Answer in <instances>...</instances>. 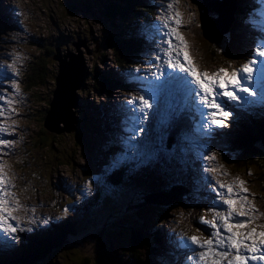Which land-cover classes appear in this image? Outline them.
Returning <instances> with one entry per match:
<instances>
[{"label": "snow or ice", "instance_id": "6c2138e0", "mask_svg": "<svg viewBox=\"0 0 264 264\" xmlns=\"http://www.w3.org/2000/svg\"><path fill=\"white\" fill-rule=\"evenodd\" d=\"M255 2L264 4V0ZM177 3L179 0H167L166 11L156 17L151 32L143 37L147 41L155 40L151 56L146 61L150 66L147 74L141 76L139 66L129 70V75L141 84L138 85L139 94L131 96L124 106V131L129 133L123 138L126 149L135 150L137 145L148 141L146 121L179 123L185 114L196 125L198 135L185 133L184 138L192 147L202 146L207 140L201 141L200 137L211 138L218 129L229 127L233 109L246 110V105L256 102L249 100V97L257 95L251 87L254 82L262 86L259 103L264 106V37L259 38L250 58L238 69L228 71L219 68L214 72H201L193 63L185 38L178 30L186 27L187 22L174 8ZM188 15L191 17L192 13ZM249 22L250 19L245 21ZM153 64L155 71L151 70ZM7 68L11 70L12 77L17 75L13 64H8ZM16 90L15 79H12L10 88L6 84L0 88V116L4 115L5 105L9 112L13 111L11 105L14 101L8 93L16 94ZM0 133L10 135L9 127L2 121ZM11 143V139H0V146L6 147ZM125 158H132L127 150L122 156H117V162ZM199 159L202 161L199 171L205 177L217 171L216 167L209 166V162L215 161V153L210 146ZM4 169V163L0 162V241L11 246L21 238L18 233L34 231L31 225L36 221L28 220L29 227L21 226V217L14 214L21 206L11 191L12 185ZM204 183L211 194V205L204 210L210 212L212 218L201 216L199 223L206 226L209 233L206 236L178 234L176 247L186 253L183 264H192L193 261L196 264H264V224L256 223L260 214L248 199V189L243 187L245 181L237 180L239 192L233 184L209 182L207 179ZM82 192L90 194V185H86Z\"/></svg>", "mask_w": 264, "mask_h": 264}, {"label": "rangeland", "instance_id": "374dc122", "mask_svg": "<svg viewBox=\"0 0 264 264\" xmlns=\"http://www.w3.org/2000/svg\"><path fill=\"white\" fill-rule=\"evenodd\" d=\"M37 1L45 4L46 9H48L49 6H52L53 9L55 10V12L58 14V16H60L62 19L66 20L68 22H73L76 26L84 27L85 29H87L89 31H94L95 28H98L96 30V32L98 33L99 39H100V33L99 32H101L102 38H104V36L107 34V32L110 35V31L108 30L111 28L110 21H113V27L112 28L116 27V24L121 23V20L119 18H117L116 21L115 20H109V18H106L101 14V12H100V8H102V6H100L101 2L102 1H108L109 2V0H86V1L84 0L83 2H79V1L74 2L73 5L75 7V10L72 12V15H69L67 10L64 8L62 0H37ZM113 1L115 2L116 5L120 4V0H113ZM87 2H89V5L87 4ZM152 2H153V5L155 7H157V5L155 3L156 0H152ZM185 2H186V6L190 8V4L192 3V0H185ZM203 2H205V0H202V3ZM224 2L225 1L222 0L220 4H223ZM0 3H1V5H3V9L5 10V13L9 17V19L13 21V16H11V15H14L13 8L10 5H8L5 0H0ZM193 8H194V10H197L196 5ZM254 8L255 7H253V9ZM205 9H206V7H205ZM101 11L103 12L102 9H101ZM69 16H71V17H69ZM60 23H62V22L60 21ZM44 28H41V29H44ZM62 28H63V26H62ZM190 29L192 30V28H190ZM51 30H55L54 25L51 26ZM10 33H11V35L13 34L11 31H10ZM15 35H17V33ZM195 35L196 34L194 32H192V35H190V36H187L186 34L182 33V36L185 38V41H187L188 44H190V45H192L193 42L196 43L197 41L199 42V44H202L205 42L204 37H197V40H196ZM0 37H1L0 46H2V44H5L4 46L7 48V42L4 40V39H6V37L2 31H0ZM70 37L71 36L69 34L66 35L65 33L61 32L59 34V36L55 39L56 42L59 45H61V46L58 45L56 50H55V46H52V47L49 46L51 44V42H47L46 38L43 37L42 41L45 43L47 42L46 46L50 47L49 50L44 48L41 52H37L35 54L34 53L35 49L30 48L31 51L26 53V56H28L29 59L30 58L35 59L36 63L42 68L43 72L49 71L50 75H51L49 78V81H47V83L45 85H42L39 87H37L36 85H33V86H31V89L38 94L40 99L43 100V102L40 103L41 105L50 104L52 106L56 100V97L54 96V94L58 92L57 89L55 88L56 86H55V80H54L53 74H56L57 70L59 69L58 65H61V63L67 64L71 61V56H72V53L74 52V54L76 56L81 55L82 59H84V64L82 66V70L85 69V71H81V74H85L82 76L83 78L84 77L85 78H84L82 84L84 85L88 82V80H87L88 77L91 81L90 84L88 86H86V88L84 90L85 95L83 97V101L89 103L92 107H94V106H96L97 103L90 99V95L97 94V91L95 89L96 81L94 80L97 78L94 76V73H93L94 72L93 69H94L95 65L91 64L92 60L88 61L89 59L87 56H90L92 54L93 49L95 51H98V49L96 48L98 46V44L92 43V38L91 39L87 38V36L84 34H83L84 38L81 39L79 37L78 33H76V37L71 42L65 43L66 41H68L70 39ZM78 42H80V43H78ZM109 47L110 46H107L105 49L109 51L110 50ZM98 48H99V46H98ZM16 50L22 52V51H24V48L21 45H19ZM52 51H55L60 56V58H59L60 62H61L60 64H58V61H56L54 59L52 60L51 55H50V53ZM69 52H70V54H69ZM201 52L203 54L209 55L210 57L212 56V54H210L205 49L204 44H202V46H201ZM104 53H105L104 50H101V51L99 50L96 53L94 58H99V56L101 54L104 55ZM105 55L108 56L109 60L112 58L111 56H109L110 55L109 52H108V54L105 53ZM39 59L43 60L44 62L40 63L38 61ZM203 59L205 61L209 62V60H207V58L203 57ZM48 62H50L52 64V66L54 67L53 73H52V70L48 67ZM106 64L110 69L107 70V67H106L105 71L110 72L111 69H113V67L109 66L110 65L109 62H107ZM203 66H206V65H203ZM213 67H215V65H213ZM96 68H97V70L95 69V72H98V70H103V60L102 59H99L98 61H96ZM219 68H223V67L221 65H219L216 68V71ZM40 71L41 70H39L38 72H40ZM116 71H118V70H116ZM209 71H211V70H209ZM90 75H91V77H90ZM100 79H101V81H103L102 76L100 77ZM106 81L108 84L109 79L108 80L106 79L104 82H106ZM83 85H82V88H83ZM61 86L62 85L60 83L59 87H61ZM62 87H64V85ZM79 91H80V89H78L76 92H79ZM81 93H82V91H81ZM83 101H81V103L78 102V104L81 105L82 107L81 106H78V108L75 107L76 113L79 115V117H81V114L84 113V111H85ZM56 111H57V109H56ZM59 115H60V112H57L56 114H54L53 117L56 118ZM62 127H64V125L61 126V128ZM73 131L75 132L74 136H77V134H78L77 132L79 131L78 127L76 129H73L72 131H69V132L63 131V134L60 135L61 139L68 140L69 139L68 136H70V133ZM120 133L124 134V135H126V134L129 135V133L125 132L124 130H120ZM120 133L116 134L119 139H120ZM43 135H45V133H43ZM261 159L263 161H260V162H255V160H253V161L256 165L258 164V165L263 166L264 165V159L263 158H261ZM83 160H84V157L82 154L76 153L74 155V157L71 155V161H72L71 168L74 169L76 167H79L82 164ZM180 162H182V161H180ZM55 163H56V161H54V164ZM25 168L30 169V170H35L38 172V176L35 177V180L42 187H45L47 189V195H41L42 197H39L37 200H33L30 203H28L25 206V208H26L25 210H22L20 212H16L14 214L21 217L20 223H21V226H23V227H29L27 221L34 219L36 221V223L31 225V227H33V229H34L33 232L37 231V233H41V231H43V229H46V228L51 227L53 225L54 218L56 217L57 212H60L61 209L63 211H65V209L72 211V209H68V207H65L61 202H58L60 204L56 205V207H55L56 209L50 208L48 206L49 203L46 199L51 198L50 195L54 194V192H55V186L53 185V181L50 179L48 174L45 173L39 165H36L35 167L34 166H26ZM60 168H61V170L63 169L62 166H60ZM110 171H111L113 178L119 176L116 173L115 169L110 170ZM5 173L7 174V172H5ZM205 179H206L205 174L200 172L197 181H195V182H190V180H187V181L191 187L195 188L196 184L198 182L203 181ZM57 180L62 181L61 178H58ZM88 195L89 194H83L81 199L82 200L87 199ZM138 197L139 196H136V197H134V199L136 200ZM193 200H195L194 197H193ZM81 204H82L81 202L73 203L72 207H73V209L78 210V208H80L82 206ZM205 208L206 207H202L201 210H198V212L196 214L198 219L201 216H204L205 218H208L210 216L209 212L204 210ZM77 217L79 218V216H77ZM79 219H80V221H82L83 224H85L84 220L81 217ZM106 223L108 224L107 227L110 226L109 227L110 230H105L104 234H102V235L107 236L108 238L114 237L115 230L112 229L113 228L111 226L112 224H110L109 222H106ZM86 225H89V220H86ZM89 227H90V225H89ZM195 227H196V234L195 235H197V236L208 235L209 229L207 231H205L203 227L200 228L197 225ZM198 229H200V230L198 231ZM83 233L85 235L88 234L86 231H84ZM153 234L156 237L164 238L166 245H168L170 243V241L174 239V236L171 235V233L169 231H167L166 229H162L159 232H156V231H153V233L151 232V235H153ZM18 235L21 238L29 236L28 234H25V233H18ZM82 239H83L82 232H78V238L76 239V241L79 243ZM0 243H2L6 247V250H11L10 245H7V244L3 243L2 241H0ZM113 243H115V241H113ZM85 244H87V245H85ZM103 244H104V241L101 244V248H102ZM15 245H16V242H14V244L11 245V247H16ZM82 245H83L84 249L76 250L74 252H71L69 249H67L65 251L63 248V251L61 252V255H65L63 262L65 264H97L94 260L88 261L87 256L92 255V252L99 250L98 244L93 242L90 238H88L87 240L82 241ZM50 247H51V242H50L49 238L46 235H44L42 243H39L37 245V248L40 251V253H44ZM118 253H121V252L118 251ZM185 255H186V253H185ZM167 256H169L173 259V256H170L168 254H167ZM183 262L181 264H183Z\"/></svg>", "mask_w": 264, "mask_h": 264}, {"label": "trees", "instance_id": "16d2710c", "mask_svg": "<svg viewBox=\"0 0 264 264\" xmlns=\"http://www.w3.org/2000/svg\"><path fill=\"white\" fill-rule=\"evenodd\" d=\"M130 13H131V10L129 11V15H130V17H131V19H132L133 22H136L137 20L142 19L138 15H132ZM144 21H146V19ZM232 38H233V35H232ZM130 39H132V38H130ZM101 55H103V54H101ZM38 61L40 63L44 62L41 59H39ZM206 63H208V61H206ZM34 70H35V76L40 81H43L44 83H47V80L44 78L45 72L42 71V68L36 62H35V69ZM39 70H41V71L38 72ZM118 72L119 71H116V73H118ZM101 74H102V77H103V81H105L106 79L107 80L109 79V83H111V87L114 86V84H113V78H111V76L112 77L115 76V71L114 70H111L110 72L104 71ZM90 77H91V75H90ZM106 84H107V81H106ZM130 84H132V83H130ZM81 101L82 100H79L80 103H81ZM255 119L256 118H254V120L252 122H255L256 125H258L260 128L263 129L264 128V121H263V119L262 120H258V121H255ZM256 139H260V138L256 134H254L252 132H244V133L240 134L239 137H237V143L240 145V148H243V146H245L244 148L246 149V152H247L244 161L245 160H249L251 158V156H252L253 153L258 154L256 151H254V142H256ZM190 188L194 189L191 186H190ZM142 198H143V196L142 195H139V197L136 199V201H140V200H142ZM152 201L155 202L154 199ZM81 205L83 206V204H81ZM91 224H92V220H89V225H91ZM89 225H87V226L89 227ZM133 239H138V240H141L142 242H144L143 238L137 232H135V233L132 234V241H133ZM142 242L139 243L138 249L135 251L134 261L144 259V255H145L146 250H145V248L142 247L144 245V243H142ZM28 243L31 244L33 246V248L30 249L29 251H27L28 254L26 255V257L25 258H20L19 260L14 261L11 264H36V260L39 259L38 257H40V256H42V255L45 254V252L44 253H40V251L38 249H36V247H35L36 242L35 241L31 240V242H28ZM63 245L64 244H63L62 241H60L58 243L55 242L56 253H58L61 250V248L63 247ZM134 245L135 244L133 242V246ZM169 247H170V245H169ZM151 248L152 247L150 246L149 249H151ZM163 248H164V251H165L166 254L172 256V254H170V252H168V250L165 248V246H163ZM106 252L107 251L104 250L102 252V254L103 255L104 254L106 255ZM118 254H120V253H118ZM4 259L5 258H1L0 260H4ZM39 260H41V259H39Z\"/></svg>", "mask_w": 264, "mask_h": 264}, {"label": "water", "instance_id": "95a60500", "mask_svg": "<svg viewBox=\"0 0 264 264\" xmlns=\"http://www.w3.org/2000/svg\"><path fill=\"white\" fill-rule=\"evenodd\" d=\"M81 75H82L81 70L79 68H76L75 70L72 71V77L67 80L66 75L64 73V70L62 69V72L58 78V89H57L58 92L55 93L56 100H55L54 104L52 105L53 106L52 114L59 112V110H63V111H65V110L69 111L70 110V107L73 103H71V102L69 103L66 101L67 100L66 98H62L61 90L67 91V89H69L70 87L76 88L77 79L75 77H77L78 81H80ZM66 81H67V84L69 86L67 89L65 88V85H64V83ZM60 83L62 86L64 85V87H62V86L59 87ZM60 106H61V108L59 109ZM56 109H57V111H56ZM65 118H67V116H65L64 119ZM58 120H60V119H58Z\"/></svg>", "mask_w": 264, "mask_h": 264}, {"label": "bare ground", "instance_id": "6f19581e", "mask_svg": "<svg viewBox=\"0 0 264 264\" xmlns=\"http://www.w3.org/2000/svg\"><path fill=\"white\" fill-rule=\"evenodd\" d=\"M75 77V76H74ZM76 79H77V82H76V87L77 88H72V87H70L69 89H67V91L66 90H61V92H62V98H66L67 100V102H71V103H74V97H76L75 96V94L77 93L76 91L79 89V81H78V78L77 77H75ZM67 86H68V84H67ZM56 96V95H55ZM76 107V106H75ZM61 108V106L59 107V109ZM74 117V116H73ZM69 121H71V119L70 120H68L67 118H65V119H63V120H61V121H59L58 123H57V125H55V127H57V128H59V129H61V126H63V125H65L67 122H69ZM255 121H258V119L256 118L255 119ZM263 121H264V119H263ZM62 124V125H61ZM254 124V125H253ZM251 126H255L256 128H260L258 125H256L255 124V122H252L251 124H250ZM45 127H47V125H45ZM63 128V127H62ZM73 208V207H72ZM172 235V234H171Z\"/></svg>", "mask_w": 264, "mask_h": 264}]
</instances>
